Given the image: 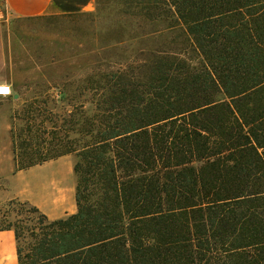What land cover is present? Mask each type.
Here are the masks:
<instances>
[{
  "label": "trees",
  "instance_id": "1",
  "mask_svg": "<svg viewBox=\"0 0 264 264\" xmlns=\"http://www.w3.org/2000/svg\"><path fill=\"white\" fill-rule=\"evenodd\" d=\"M122 1L141 47L98 114L11 129L18 170L77 155V212L0 230L19 264H264V0Z\"/></svg>",
  "mask_w": 264,
  "mask_h": 264
},
{
  "label": "rangeland",
  "instance_id": "2",
  "mask_svg": "<svg viewBox=\"0 0 264 264\" xmlns=\"http://www.w3.org/2000/svg\"><path fill=\"white\" fill-rule=\"evenodd\" d=\"M72 1L77 6L62 5L63 12L55 8L39 17H6L7 74L13 86L12 94L0 99V119L7 122L10 146L14 125L29 129L26 137L37 141L42 135L39 131L45 132L43 126L49 128L45 136L51 137L54 125L72 129V120L81 121L83 111L89 116L98 114L103 91L98 86L88 89L89 81L125 67L141 47L122 0ZM64 159L57 166L36 169L21 181V186H29L34 193L33 200L18 187L11 171L0 178V226L13 224L27 232L39 219L33 206L41 207L50 221L77 212V155L67 154ZM68 175L75 179L69 189L49 191L53 182L66 187Z\"/></svg>",
  "mask_w": 264,
  "mask_h": 264
},
{
  "label": "crops",
  "instance_id": "3",
  "mask_svg": "<svg viewBox=\"0 0 264 264\" xmlns=\"http://www.w3.org/2000/svg\"><path fill=\"white\" fill-rule=\"evenodd\" d=\"M85 0H83L84 2ZM87 1V0H86ZM72 0H0V84H8L11 89L13 84L8 80V60H7V32H6V17L16 18H33L46 14H50L55 8L61 12L66 4H74ZM7 99V96H0V99ZM1 112V111H0ZM11 131V130H10ZM7 122L0 119V178L7 173L18 180L17 184L20 189L26 190L29 193V199L33 200V194L28 190L29 186H21V181L28 180V175L33 173L38 168L54 167L64 161V156L57 160H50L41 165H36L28 169L18 170L14 161L13 145L10 146L6 139ZM69 177V175H68ZM69 184L62 187L60 183L53 182L49 191H65L74 183L75 179L69 177ZM45 190V189H44ZM39 208V207H38ZM41 208V207H40ZM39 208V209H40ZM0 264H19L17 240L15 232L12 229L0 230Z\"/></svg>",
  "mask_w": 264,
  "mask_h": 264
},
{
  "label": "built area",
  "instance_id": "4",
  "mask_svg": "<svg viewBox=\"0 0 264 264\" xmlns=\"http://www.w3.org/2000/svg\"><path fill=\"white\" fill-rule=\"evenodd\" d=\"M6 88H10V93H6ZM12 94V90H11V87L10 85L8 84H0V96H7V95H11Z\"/></svg>",
  "mask_w": 264,
  "mask_h": 264
},
{
  "label": "bare ground",
  "instance_id": "5",
  "mask_svg": "<svg viewBox=\"0 0 264 264\" xmlns=\"http://www.w3.org/2000/svg\"><path fill=\"white\" fill-rule=\"evenodd\" d=\"M6 91H7L6 93H10V92H8V91H10V88H6Z\"/></svg>",
  "mask_w": 264,
  "mask_h": 264
}]
</instances>
